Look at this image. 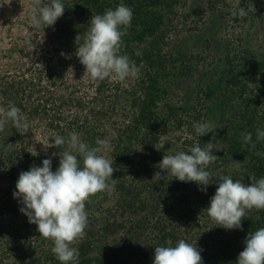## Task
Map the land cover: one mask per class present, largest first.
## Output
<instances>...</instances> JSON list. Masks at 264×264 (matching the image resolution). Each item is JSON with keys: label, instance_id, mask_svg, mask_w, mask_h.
Listing matches in <instances>:
<instances>
[{"label": "trees", "instance_id": "obj_1", "mask_svg": "<svg viewBox=\"0 0 264 264\" xmlns=\"http://www.w3.org/2000/svg\"><path fill=\"white\" fill-rule=\"evenodd\" d=\"M184 1L188 0H61L65 13L54 27L32 25L33 33L50 36L45 49L41 46L44 52L31 58L23 72L0 76V108L5 110L0 119H6L11 104L21 109L28 125L17 129L8 120L0 131V264H61L51 251L54 244L40 236L13 196L21 172L42 167L48 156L56 157V171L67 149L54 147V141L46 152L29 147L25 137L34 131L33 120L46 121L56 136L67 138L75 132L93 147L97 139L110 142L104 155L118 183L111 194L98 193L86 203L89 227L74 245L80 253L78 264H153L155 247L175 246L180 239L198 247L203 264H236L249 233L264 228V210L248 211L243 230L220 227L206 210L219 177L228 175L246 185L250 177L264 178V155L255 154L264 153V141L257 140V129L264 130V51L248 45L251 35L264 34V0H251L256 11L248 13V34L240 35L237 44L220 37V26L213 30L211 23L195 35L203 40L206 32L210 34L208 41L223 56L200 72L194 85L182 65L188 54L193 55L187 41H170ZM199 1L193 0L191 8ZM120 4L133 11L121 54L140 68L138 77L120 82L93 81L83 71L73 75L72 69L83 68L75 55L76 36L80 35L79 46L93 15ZM221 19L216 15L211 20L216 25ZM202 122L212 126L205 136L195 132L194 125ZM244 133L252 134L255 149L244 143ZM210 141L218 158L206 169L214 180L206 192L159 168L165 154L188 153ZM158 171L167 176L159 182L152 180Z\"/></svg>", "mask_w": 264, "mask_h": 264}, {"label": "clouds", "instance_id": "obj_2", "mask_svg": "<svg viewBox=\"0 0 264 264\" xmlns=\"http://www.w3.org/2000/svg\"><path fill=\"white\" fill-rule=\"evenodd\" d=\"M34 4L38 6V14L34 11L30 22L36 29L54 27L65 13L61 0H50L48 4L34 0ZM250 11H256L251 0L247 8L239 7L231 14L243 19ZM132 19V9L124 4L115 10L108 9L102 15H93L83 43L78 46L80 35L75 38V55L85 66L84 76H90L93 81L117 79L120 82L138 77L140 68L128 55L121 54L122 37L131 27ZM4 112L0 108V113ZM8 120L17 129L28 127L21 109L11 104L6 119H0V131L4 130ZM194 127L200 136L212 132L210 123L202 122ZM242 135L244 143L251 144V148L255 149L252 134ZM53 140L54 147L67 145L60 155L59 167L53 171L52 160L44 159L42 167L32 166L28 171L21 172L13 196L22 203L20 211L29 222L37 225L40 236L54 244L51 251L61 264H78L80 253L74 245L87 234L89 218L86 203H90L98 193L111 194L114 191L118 183L113 178L116 170L104 155L111 147L107 139H97L95 147L82 142L75 132L69 133L67 138L56 136ZM257 140L264 141V130L257 129ZM214 147L210 141L204 148L199 145L191 147L188 153L165 154L159 168L167 176L171 175L181 182H195L201 191L206 192L214 182L211 173L206 170L218 158L213 154ZM255 154L264 155L260 152ZM167 176L158 171L152 180L159 182ZM250 179L251 184L246 185L228 175L219 177L220 183L206 210L220 227L243 230L242 219L248 211L264 210V178L257 180L253 176ZM244 243V250L239 253L236 264H264V228L249 233ZM153 264H203V258L198 247L180 239L175 246L155 247Z\"/></svg>", "mask_w": 264, "mask_h": 264}, {"label": "rangeland", "instance_id": "obj_3", "mask_svg": "<svg viewBox=\"0 0 264 264\" xmlns=\"http://www.w3.org/2000/svg\"><path fill=\"white\" fill-rule=\"evenodd\" d=\"M192 2L193 0H188L182 3L178 10L179 13L175 16L176 27L170 33L171 42L179 44L182 40L187 41L188 50L193 53V55L188 54L182 63L183 68L187 67V73L193 76L190 85L196 83L200 72H205L214 63L218 64L220 56H223L214 51L215 47L208 41L211 37L207 32L204 34L203 40L202 38L196 40L197 36L195 35L201 29L210 23L213 25V30H218L220 26L219 31L224 35L220 37H227L230 42L233 41L236 44L239 36H245L249 31L248 16L243 19L237 17L235 20L236 17L231 14L239 7L247 8L248 0H200L198 3H193L196 6L194 9L190 5ZM34 11L38 13V6L34 4V0H0V76L7 73L23 72L28 66H31V58L40 57L39 55L44 52V41L46 42L50 36L43 31L32 32L30 17ZM216 15L222 18V24L217 22L215 25L211 20ZM250 32H253V29H250ZM250 38L252 41L248 45H256L259 53H263L264 34L259 32L256 35H251ZM197 42L202 43L198 44ZM41 46L44 48L42 47V49ZM78 62L80 61L78 60L77 64ZM81 66L83 68L72 69V74L80 76L82 71L85 72V66L82 64ZM185 82L187 81L185 80ZM179 85L183 86L182 84ZM231 110H233L232 113L236 111L234 106ZM232 113L228 116L232 117L234 115ZM33 122L35 123L34 131L27 133L25 142L34 150L46 152L54 141L56 133L45 124L46 121L42 123L33 120ZM48 159H51L53 164L56 157L48 156Z\"/></svg>", "mask_w": 264, "mask_h": 264}]
</instances>
